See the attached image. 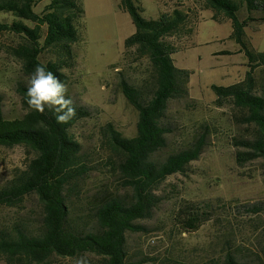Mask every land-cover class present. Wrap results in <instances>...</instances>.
<instances>
[{
	"label": "trees",
	"instance_id": "obj_1",
	"mask_svg": "<svg viewBox=\"0 0 264 264\" xmlns=\"http://www.w3.org/2000/svg\"><path fill=\"white\" fill-rule=\"evenodd\" d=\"M138 0H121L132 16L136 31L125 40V64L149 62V73L138 83L121 72L119 85L138 111L137 131L125 135L113 122L101 125L96 150L84 149L71 128L92 114L77 103L67 90L76 114L67 123H57L47 105L43 113L27 104V87L35 67L42 65L66 87L65 69L76 65L74 44L79 39L77 21L84 9L78 0H50L37 11L36 0H0V36L11 32L21 40L11 53L22 64L26 79L17 83L25 112L6 117L0 93V145H23L30 153L25 166L15 167L11 178L0 184V207L22 208L36 196L40 212L36 217L19 209L0 218V261L6 264H264V224L257 231L260 247L254 256L239 257L237 248L199 261L172 255L137 257L129 248L128 235L144 229L138 221L149 218L161 204L160 186L173 174L185 173L199 158L203 135L191 146L157 154L166 148L174 126L169 116L172 100L188 97L191 70L175 64L173 54L181 47L173 37L192 35L199 12L212 8L214 19L229 18L231 38L248 57V70L230 85L212 84L216 107L233 109L232 120L243 126L233 137L240 165L264 159V51H255L246 40L245 28L264 22V0H178L157 19L142 14ZM244 19L238 16L242 6ZM186 6V7H185ZM12 17V19H10ZM27 21V22H26ZM30 22V24L28 23ZM50 53L52 57L42 59ZM218 53H232L229 50ZM244 206V205H243ZM255 214L264 211V200L248 204ZM174 225L187 232L199 230L213 218L206 206L190 202L179 207Z\"/></svg>",
	"mask_w": 264,
	"mask_h": 264
},
{
	"label": "rangeland",
	"instance_id": "obj_2",
	"mask_svg": "<svg viewBox=\"0 0 264 264\" xmlns=\"http://www.w3.org/2000/svg\"><path fill=\"white\" fill-rule=\"evenodd\" d=\"M78 1L84 13L77 21L76 65L65 69L66 89L77 103L91 109L92 114L71 130L84 149L92 152L99 146V129L107 122H113L127 136L136 134L138 111L121 90V72L131 82L138 83L149 73L150 65L147 60L134 64L122 60L125 40L136 31V26L121 0ZM165 1H169L165 6L168 10L178 0ZM49 2L36 0V10L42 11ZM136 3L147 18H159L164 7L161 0ZM189 5H193L192 0L186 1V6ZM214 13L212 8L201 10L192 35L185 32L172 38L181 47L173 54L175 64L192 72L190 91L188 97L171 101L169 116L174 130L157 157L165 158L187 148L201 135L204 146L185 173L170 175L160 186L161 204L151 217L138 221L144 229L129 233V248L137 257L172 255L181 260L199 261L233 247L237 248L239 257L250 258L260 247L257 231L264 224V211L255 214L245 207L264 200V159L244 165L237 162L233 137L243 132V126L233 122L232 108L213 104L216 94L211 88L212 84L230 85L243 79L248 57L231 38L232 20L214 19ZM7 15L8 12H1L0 18ZM247 15V7H240L239 18ZM245 30L250 47L264 51V22H252ZM20 40L19 35L11 32L0 36V93L6 117L25 112L17 83L26 77L21 61L11 53L12 46ZM225 50L232 53H215ZM50 57V53L42 55L43 60ZM29 156L23 145H0V184L11 178L15 167L25 166ZM190 202L213 212V218L195 232L177 228L173 222L179 207ZM16 209L32 217L40 212L38 200L32 195L22 208L0 207V218L10 217ZM0 264L6 263L2 260Z\"/></svg>",
	"mask_w": 264,
	"mask_h": 264
},
{
	"label": "clouds",
	"instance_id": "obj_3",
	"mask_svg": "<svg viewBox=\"0 0 264 264\" xmlns=\"http://www.w3.org/2000/svg\"><path fill=\"white\" fill-rule=\"evenodd\" d=\"M67 89L51 71L37 65L27 87V104L30 108L44 112L45 106L56 114L57 123H67L76 110L72 99L65 98Z\"/></svg>",
	"mask_w": 264,
	"mask_h": 264
},
{
	"label": "crops",
	"instance_id": "obj_4",
	"mask_svg": "<svg viewBox=\"0 0 264 264\" xmlns=\"http://www.w3.org/2000/svg\"><path fill=\"white\" fill-rule=\"evenodd\" d=\"M215 53H218V52H215Z\"/></svg>",
	"mask_w": 264,
	"mask_h": 264
}]
</instances>
